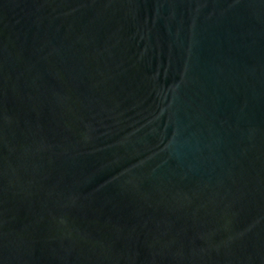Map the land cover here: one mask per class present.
<instances>
[{"label":"water","instance_id":"obj_1","mask_svg":"<svg viewBox=\"0 0 264 264\" xmlns=\"http://www.w3.org/2000/svg\"><path fill=\"white\" fill-rule=\"evenodd\" d=\"M0 264H264V0H0Z\"/></svg>","mask_w":264,"mask_h":264}]
</instances>
